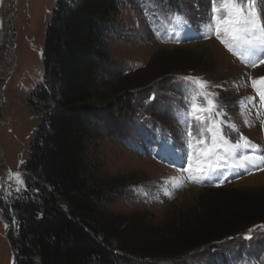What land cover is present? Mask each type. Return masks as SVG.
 Returning a JSON list of instances; mask_svg holds the SVG:
<instances>
[{
  "label": "rangeland",
  "instance_id": "1",
  "mask_svg": "<svg viewBox=\"0 0 264 264\" xmlns=\"http://www.w3.org/2000/svg\"><path fill=\"white\" fill-rule=\"evenodd\" d=\"M206 1L186 0L184 3L185 7H190V15L200 17L206 9ZM57 2L58 0H0V264L15 263V254L10 244L13 226L2 206L1 197L5 198L6 203H10L20 192L16 191L18 184L15 178L8 175L9 170L23 174L24 184L21 190L25 187V163L30 156L34 133L42 123L39 113L30 105L29 93L44 78L47 26ZM157 7V0L152 3L124 0L115 23L118 31L107 37L105 45L117 69L123 71L114 86L125 84L129 79L143 78L148 88L142 94L139 93V102L147 104L154 100L156 106L161 103L160 108H164L175 99V102L181 101L180 107H176L182 108V114L176 118L169 115L146 118V123L152 122L154 126H160L166 131L164 135L158 131L154 138L149 136L150 139L145 141L128 116L126 121L121 117L102 121V135L96 140L95 154L110 178L126 183L124 190L115 196L114 201L105 206L125 219L136 222L148 219L156 225L175 221L173 219L177 221L180 217H191L195 209H202V205L215 196L219 203L222 201L223 210L228 204L231 205L229 207L233 205V211L245 212V208L252 205L250 200L264 195V176L255 181L242 180L263 171H252L249 174L245 169L237 172L223 168L217 175L202 183L194 182L187 172L181 171L182 167L188 166L187 137L184 135L188 117L185 113L190 98L198 95V86L187 85L180 78L202 77L211 85H223L222 88L208 89L218 94L217 103L223 105L222 110L226 113L225 117L214 116L213 119H224L236 125L238 132L224 126V131L233 142L238 139L239 133H243L254 143L264 147V125L261 123L264 120V103L259 101L250 80L251 77L264 76V65L252 68L242 63L214 34L206 36L207 29L200 21L196 23H200L197 26L201 25L202 30L194 35L188 33L189 37H186L189 39L183 38L184 31L174 17L169 19V15H164V12L160 16L152 15V10ZM257 7L261 8L264 18V7L260 0ZM199 8L201 9L197 10ZM187 18L192 21L191 17ZM201 19L202 17L199 20ZM197 29L195 27L191 32ZM148 65L151 68L145 71L144 68ZM157 66L161 68L157 72L166 70L165 68L174 70L165 77L152 78V70L157 69ZM176 86L181 91L177 94ZM171 91L175 94H171ZM114 96L112 97L115 98ZM246 97L256 99L245 100ZM141 113L143 114L142 111ZM245 120L248 121L247 124ZM126 124L131 127L132 134L122 137ZM210 126L209 122H205V131L200 135L196 121H191L193 134L197 136V140L193 141V155L203 147L199 141L211 145L212 134L206 130ZM157 136L160 137L159 142L154 140ZM172 177L176 178L175 181L169 182ZM238 219V224L243 225V218ZM234 224L232 221L228 225ZM257 226L262 227L257 229ZM249 230H254L253 238L245 239L244 235ZM262 236L264 223L251 224L242 233L227 235L217 247L208 249L206 253L215 254L223 249L234 252L235 248L242 249V242L254 241ZM205 251L207 250L192 251L181 259L165 263L148 262L204 264L207 261L203 257ZM225 263L264 264V253L256 255L254 252H247L238 260L227 254ZM225 263L219 257L207 262Z\"/></svg>",
  "mask_w": 264,
  "mask_h": 264
},
{
  "label": "trees",
  "instance_id": "2",
  "mask_svg": "<svg viewBox=\"0 0 264 264\" xmlns=\"http://www.w3.org/2000/svg\"><path fill=\"white\" fill-rule=\"evenodd\" d=\"M147 1L153 0L142 3ZM185 1L157 0L158 7L152 15L164 12L169 19L183 17L187 23L179 26L184 31L183 38L189 39L188 33L194 35L208 22L211 6L207 0L198 18L189 14ZM123 3L124 0H58L53 10L44 45V78L29 93L30 105L42 123L34 133L25 163V187L10 203L1 198L13 226L10 244L14 264L165 263L201 250H207L203 254L207 264L218 257L225 263L227 254L236 260L247 252L263 254L264 236L242 242V249L235 248L234 252H206L227 235L264 223V195L250 200L252 205L245 212L233 211V205L228 204L223 210L222 201L219 203L215 196L202 209H195L191 217L173 219L164 225L148 219L131 221L106 208L126 183L110 178L95 154L102 121L113 117L126 121L129 117L145 141L158 131L162 135L166 131L146 123V118H176L182 114V108H177L181 101L175 99L164 108H160L161 103L156 106L154 100L139 102V93L148 88L143 78L114 86L123 71L117 69L105 45L107 37L118 31L115 23ZM199 21L202 24L197 26ZM195 27L197 31L191 32ZM150 68L148 65L144 69ZM158 69L161 68H153L152 78L165 77L174 70L157 72ZM173 91L171 94H175ZM175 92H181L178 86ZM123 131L122 137L132 134L129 124ZM154 140L159 142L160 137ZM238 218H243V225L238 224ZM232 221L236 226L228 225Z\"/></svg>",
  "mask_w": 264,
  "mask_h": 264
},
{
  "label": "snow or ice",
  "instance_id": "3",
  "mask_svg": "<svg viewBox=\"0 0 264 264\" xmlns=\"http://www.w3.org/2000/svg\"><path fill=\"white\" fill-rule=\"evenodd\" d=\"M258 0H210L211 11L208 22L205 24L207 32L205 35L214 34L218 40L238 57L242 63L249 67L256 68L264 65V18H262L261 8L257 7ZM264 7V0H260ZM176 23L186 24L187 21L181 17H174ZM187 85L198 86V95L190 98L187 109V127L184 135L187 137L188 152L186 156L187 168L181 171L187 172L194 182H203L205 179L217 175L220 169L228 168L233 171L245 169L251 174L252 171H264V147L254 143L243 133H239L238 139L233 142L228 138V133L224 131V126L238 132L234 123L224 119L219 121L213 119L214 116L225 117L223 105L218 104V94L209 91L211 87L222 88L223 85H211L209 81L202 77H182L180 78ZM251 86L256 91L259 101L264 103V76L259 78L251 77ZM245 100H255L256 97H246ZM243 107V101H241ZM197 123V132L203 135L205 122L211 124L206 130L212 134L211 145L204 144L193 155V141L197 136L193 134L191 121ZM247 124L248 121L245 120ZM264 125V120L261 121ZM241 150H250L244 151ZM23 163V161H21ZM8 175L15 178L18 187L16 191H21L24 184L23 174L11 172ZM175 177L169 178V182H174ZM223 183V181H221ZM7 227V225H5ZM262 226H257L259 229ZM253 231L249 230L244 235L245 239L253 238Z\"/></svg>",
  "mask_w": 264,
  "mask_h": 264
},
{
  "label": "bare ground",
  "instance_id": "4",
  "mask_svg": "<svg viewBox=\"0 0 264 264\" xmlns=\"http://www.w3.org/2000/svg\"><path fill=\"white\" fill-rule=\"evenodd\" d=\"M230 57V56H229ZM230 61H232V60H230ZM264 176V171L262 172V173H260V174H257V175H254V176H251V177H249V178H247V179H244V180H242V181H244V182H246V181H255V180H257V179H259V178H261V177H263Z\"/></svg>",
  "mask_w": 264,
  "mask_h": 264
},
{
  "label": "flooded vegetation",
  "instance_id": "5",
  "mask_svg": "<svg viewBox=\"0 0 264 264\" xmlns=\"http://www.w3.org/2000/svg\"><path fill=\"white\" fill-rule=\"evenodd\" d=\"M2 198V197H1Z\"/></svg>",
  "mask_w": 264,
  "mask_h": 264
}]
</instances>
